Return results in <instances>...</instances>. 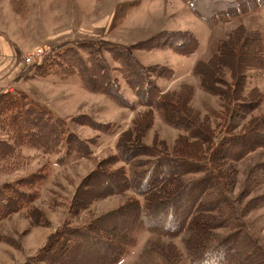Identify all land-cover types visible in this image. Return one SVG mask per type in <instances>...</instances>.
<instances>
[{
	"label": "rangeland",
	"instance_id": "374dc122",
	"mask_svg": "<svg viewBox=\"0 0 264 264\" xmlns=\"http://www.w3.org/2000/svg\"><path fill=\"white\" fill-rule=\"evenodd\" d=\"M210 4L214 8L220 6L214 1ZM203 5L202 0L196 7L204 11L206 6ZM185 32L192 35L193 42H182L187 52L182 55L167 45L178 41ZM253 33L261 36V48L258 44L260 49L255 52ZM158 35H162L159 39L167 43L166 46L140 48ZM90 42L95 44L110 74L117 79L129 107L85 89L77 73L69 75L61 70L62 65L57 63L59 54L69 47ZM220 44L223 46L219 49ZM114 47L127 49L144 69L153 68L147 75L157 87L151 114L146 112L143 98L136 97L121 77L120 67L111 59ZM40 50L41 61L35 65L42 67L48 63L47 70L41 73H46L50 66L59 72L58 76L49 74L36 79L37 66L24 62L26 57H36ZM234 52L245 61L242 67L238 66V79L234 78L232 69ZM253 55L263 60L259 68L248 66L253 62ZM215 59L220 62L211 63ZM242 76L243 99H227L228 91L234 95L231 88L241 86ZM252 89L258 94L252 93L249 97ZM4 93L26 94L32 102L27 109L33 112L35 105L40 106L30 125H40L41 121L62 131L47 148L49 150H44L28 138L23 139V144H14L10 129L14 127L15 111L4 116L12 119L9 128L0 123L9 129L5 133L0 130V186L37 172L44 175L33 186L34 206L42 213L40 224L32 226L24 213H14L0 223V264H22L36 255L54 233L66 227L75 229L98 217L104 225L114 224L113 233L120 231L119 225L127 216L126 211L114 215L116 210L131 201H138L146 211L150 206L149 199L129 188L122 186L121 194L114 192L115 186L122 184L121 175L131 178L129 185L132 186L138 185L135 181L155 182L168 172L181 174L188 168L175 165L176 161H182L175 157L182 155L183 160L197 161L200 155L194 149L201 145L196 139L204 138L211 141H202L201 155L220 180L204 200L210 201L224 186L230 203L219 212H210L216 216L213 220L207 217V224L198 225L193 247L200 248L206 241L235 231L233 227L230 232L218 221L236 210L238 214L234 216L242 215L248 229L264 248V147H255L238 158L229 155L237 150L231 148L233 144L255 140L250 132L254 128L264 136V7L207 23L187 0H0V96ZM163 95L167 96L168 106L178 105L185 115L183 119L191 121V125L185 123L187 127L181 128L164 120L156 100ZM20 119L26 127L28 122ZM134 120H141L140 141L127 138L123 141V133L134 127ZM37 137L41 143H48L40 136L33 138ZM121 141L136 147V151L139 146L146 147L147 154L138 155L128 163L115 161L122 151ZM213 147L219 149L220 154L211 155ZM222 152L227 156L223 157ZM199 175L202 172L183 173L168 181L170 184L161 190L166 196L165 193L180 189ZM107 181L112 184L106 187ZM96 194L101 196L89 210L77 216L71 214L74 201L81 202ZM140 225L134 232V244L116 264H191L192 252L187 248V241L195 230V214L177 235L152 232L144 224ZM233 247L232 258L244 259L245 264H263L246 239H236Z\"/></svg>",
	"mask_w": 264,
	"mask_h": 264
},
{
	"label": "trees",
	"instance_id": "16d2710c",
	"mask_svg": "<svg viewBox=\"0 0 264 264\" xmlns=\"http://www.w3.org/2000/svg\"><path fill=\"white\" fill-rule=\"evenodd\" d=\"M187 1L191 3L193 11L198 16L202 17L207 23L221 21L225 18L235 17L239 14L248 13L252 10H258L264 7V0H203L206 7L203 5L204 11H201L196 7V5L202 0ZM212 1L220 4V6L216 8L212 6L210 7V3H212ZM253 34V39L255 40V52V50L257 51V49L259 50L261 48L259 42L261 40V36L258 33ZM161 36L162 35H158L156 37L154 36L150 38L144 43H148V45L141 46L140 48L151 49L155 47L161 48L166 46L167 43H164L163 40L159 39ZM191 39L192 35L188 32H185L178 41H175L177 42L176 44H174L175 42L172 43V41H170L171 44H168L167 46L169 48H176L177 52L183 55L187 52L184 49V43L182 42L187 40L189 43H191L193 42ZM258 44L260 45V48ZM222 46L223 45L220 44L219 49ZM108 52L111 53L110 50ZM233 55L232 69L235 73V76H233L235 79H238V66L240 65V67H242V63L244 65L245 61L242 60V58L240 59L236 52H234ZM58 56L60 58V62L57 63L62 65L61 70L64 69V71H67V74L69 75L77 73V76L81 80V85L85 89L94 93L104 94L118 102L120 105L129 107L127 101L120 93L117 79L112 77L110 74L109 68L105 65L104 59L97 52L94 43L90 42L82 45L78 44L77 46L71 48L69 47ZM111 59L120 67L119 69L121 72V77L134 90L136 97L143 98L142 102L146 103L144 104L147 108L146 112L151 114L152 110L150 108L153 107L154 101L152 100L154 99L157 87L147 75L153 70V68L148 67L144 69L138 64L134 56L127 49L122 47H114V50L111 53ZM218 59H215L211 63H219L220 60ZM252 59L253 62L248 63V66L253 68H259L262 66V58L260 61V59H257L256 56L253 55ZM221 62H223V60ZM47 66L48 63L42 67L40 65L35 68V72H39L38 75H36L38 76L36 78H46L49 76V74L58 76L59 72L52 70L50 66L46 73H41L47 70ZM158 76L160 77L163 75L160 74ZM60 78L62 77L60 76ZM241 81L242 83L239 88H237L236 85L235 87L231 88L234 90V95L228 91L229 94L227 99L231 98L232 101H235V99H243V76ZM256 92L257 90L252 89L250 93H248L249 97L252 93ZM223 93L224 91H222V94ZM257 94L258 93H256V95ZM166 99V95L156 99L158 103L157 107L160 108V112L162 113L164 120L168 124H172L181 128L187 127L185 123L191 125V121L188 122L183 119L185 115L179 109L178 105L171 103L170 106H168L165 102ZM164 102L165 104H163ZM31 105L32 102L27 98L26 94L18 93L16 96H12L9 93L2 94L0 96V123H4V125L9 128L8 123L12 119H7L4 116L7 113L11 114L15 111L17 116L13 118L12 125L14 127L10 129L14 138V144H23V139L28 138L32 144H35L44 150H49L47 148L51 146L53 140H57V137L62 130L50 128L47 125H43L44 122L41 121L40 125L35 123L30 125V122L32 121L31 118L35 113L37 115L36 109L40 107L35 105L33 112L30 109H27V107ZM20 118H24L25 122H28L26 127H23ZM54 123L56 125L58 121L55 120ZM133 123L134 127L126 130L123 133V141L126 138L128 140L137 139L140 141L142 130V127H140L141 120H134ZM260 123L263 124V121ZM5 126L2 127L0 125V130L4 131V133L9 130L8 128H5ZM185 130L187 129H184L183 131ZM197 130L198 128L195 129V131ZM33 131L36 133H32ZM250 132L254 134L252 138L255 140L245 142L243 144H233L231 148H237V150L234 154L229 152L230 156L238 158L247 153V151H252L255 147H264V136L257 133L258 130L255 128ZM204 133H208L206 128H204ZM34 136H40L41 139H47L48 143L43 141V143H41L39 140H37L38 137L33 138ZM257 138L261 139V141H259ZM196 140L199 142L201 147L195 148L194 152L199 154L200 158L197 159V161L191 158V160L186 158L183 160L181 155L175 158H178V160L181 159L182 161H176L174 164L188 168L187 171H182L181 174L186 172H202V175L192 178L188 182L184 183L180 189L165 193L167 195L164 196L162 192L163 189L161 190V188L164 185L166 186L167 183L170 184L168 181L179 178L181 176L179 172L178 174H175L174 172L168 174V172L166 175H161L159 180L155 182L150 181L148 184H144L142 181H135L138 185L132 184V186L129 185L131 178L122 174L120 177L123 180L122 184L121 186H115L116 189L114 192L121 194L120 189L122 186L124 188L131 189L136 194L150 200V206L148 207L149 210L146 211V209L141 206L138 201H131L127 205L121 206V209L116 210L114 215L126 211L125 217L127 216L128 218L126 217V220H123L122 225H119L121 230H118L115 233H113L114 224L111 223L109 225H104L101 222V218L99 217L95 220L93 219L92 222L78 226L75 229L66 227L67 229L58 231L57 233H54L52 236H50L45 245L37 251L36 255L31 256L22 264H116L118 259L126 252V249L134 244V240L136 238L134 236V232L139 227L138 225L144 224L143 226L152 232L177 235L179 232H181L188 218L193 214L196 215L195 230L187 241V248L192 252L191 264H245L244 259L241 260L238 257L232 258L233 253L230 252L234 248L233 243H235L236 239L242 238L249 242L251 245L250 249L254 252V254L260 257L261 262L264 264V248L262 244L256 240V236H254L248 229L247 221L241 218L242 215L234 216L235 214H238L236 210H233V212L229 213L228 215H224L218 221L221 223V225L229 228L230 232L232 231L231 228L233 227L236 229L235 231L230 233L229 236H220L209 240L208 242L206 241L199 246L200 248H196L195 246L193 247L192 239L198 230V225L202 222L207 224V217L213 220L216 216L210 212H214L215 210L219 212L222 208H226V205L230 203L228 201V195L225 192L224 186L223 188L217 190L216 195L212 197V199L210 198V201L212 202H210L209 199L204 200L209 194V191L213 189V186L220 184V180L218 178L219 175L217 172L209 163L204 161V157L201 155L204 151L202 150V147L204 146V144L202 146V141H211L210 138ZM123 141H121V147L122 145L126 146L124 149L120 147L122 151H120V155L118 157L114 158L115 161L121 160L124 163H128L130 160L135 159V157L138 155L147 154L146 147L139 146L138 148L140 149L136 151V147L124 144ZM213 149L214 151L211 155L216 153L220 154L219 149H216L215 147H213ZM222 151L224 152L223 149ZM125 152L127 155H123ZM223 152V157L227 156V153L224 154ZM191 167L192 169H190ZM210 169L215 172V174L211 173ZM43 177L44 175L37 172L32 176L19 179L12 183H5L0 186V223L14 213H24L27 215V218H29L30 224L32 226H38L40 224L42 213L34 206L36 195L33 191V186L38 181H41ZM105 183L106 187L107 185L112 184L111 181H107ZM82 186L83 185H81V187ZM194 190L196 191L194 192ZM161 195L163 196L159 197ZM100 196L101 194H96V196L93 195L89 199L85 198V200H82L81 202L74 201L71 205V214L77 216L82 211L89 210L93 202ZM191 200H193V202L188 204ZM202 200H204L203 203L198 206L199 202ZM112 220L113 217L109 219L110 222H112Z\"/></svg>",
	"mask_w": 264,
	"mask_h": 264
},
{
	"label": "built area",
	"instance_id": "2783aa9c",
	"mask_svg": "<svg viewBox=\"0 0 264 264\" xmlns=\"http://www.w3.org/2000/svg\"><path fill=\"white\" fill-rule=\"evenodd\" d=\"M42 54H43V53H42V51L40 50V51L38 52V54H37L36 57H34V58L26 57V58L24 59V62H25L27 65H30V66L35 65V64H39L40 61H41Z\"/></svg>",
	"mask_w": 264,
	"mask_h": 264
},
{
	"label": "crops",
	"instance_id": "0c3cea01",
	"mask_svg": "<svg viewBox=\"0 0 264 264\" xmlns=\"http://www.w3.org/2000/svg\"><path fill=\"white\" fill-rule=\"evenodd\" d=\"M33 69V68H32ZM25 71V70H24ZM22 73H24V72H22ZM37 79V78H36Z\"/></svg>",
	"mask_w": 264,
	"mask_h": 264
}]
</instances>
